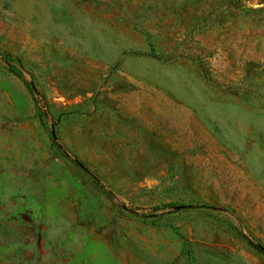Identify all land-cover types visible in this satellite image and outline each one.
Returning a JSON list of instances; mask_svg holds the SVG:
<instances>
[{"label": "rangeland", "instance_id": "374dc122", "mask_svg": "<svg viewBox=\"0 0 264 264\" xmlns=\"http://www.w3.org/2000/svg\"><path fill=\"white\" fill-rule=\"evenodd\" d=\"M240 232L264 0H0V264H264Z\"/></svg>", "mask_w": 264, "mask_h": 264}, {"label": "trees", "instance_id": "16d2710c", "mask_svg": "<svg viewBox=\"0 0 264 264\" xmlns=\"http://www.w3.org/2000/svg\"><path fill=\"white\" fill-rule=\"evenodd\" d=\"M150 56H153V57H157L156 54H154L152 51L148 54ZM4 58L8 59V60H11L13 57H5ZM15 75H17L19 78H23L22 74L20 72H17V71H14ZM186 207H192L191 205H175V206H172L173 210L174 211H179L180 209L182 208H186ZM242 238H244L246 241L249 242L250 245H252L256 250H258L259 252H262L264 253V246H262L261 244L259 243H256L254 242L253 240H251L247 235H245L244 233L240 232Z\"/></svg>", "mask_w": 264, "mask_h": 264}]
</instances>
